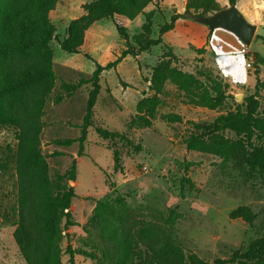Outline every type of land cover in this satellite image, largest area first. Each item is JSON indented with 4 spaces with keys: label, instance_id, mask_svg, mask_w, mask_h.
I'll return each mask as SVG.
<instances>
[{
    "label": "rangeland",
    "instance_id": "rangeland-1",
    "mask_svg": "<svg viewBox=\"0 0 264 264\" xmlns=\"http://www.w3.org/2000/svg\"><path fill=\"white\" fill-rule=\"evenodd\" d=\"M95 0H59L50 18L56 27V37L51 43L54 51L56 86L48 97L41 118L40 148L47 160L52 181L64 174L79 151V144L60 147L56 140L78 139L86 114L90 85L81 87L74 95L67 96L61 90L62 82L78 83L89 79L95 71L92 57L101 65L116 60L125 48L114 23L124 26L125 20L115 16L94 24L86 33L81 54H68L61 50L60 42L67 37L71 21L85 14L84 5ZM157 0L153 3L159 12L154 21L157 26L170 22L174 14L186 17L188 0ZM221 9L230 7L229 0H217ZM245 18L257 25L251 46L233 45V34L227 32L216 41L222 46L209 58H215V66L206 61L179 59L177 66L184 72L198 75L211 70L214 76L223 77L230 85L231 99L217 111L188 105L182 92L167 84L161 96L158 115L150 128L131 125L137 104L153 93L149 89L152 70L160 56L159 47L139 58L128 57L115 70L104 72L102 90L95 107V127L124 133L134 144L143 146L135 152L128 143L104 141L91 128L85 145V156L78 161L76 197L73 199L74 221L79 226L69 229L72 246L79 251H92L103 242L96 217L106 212V207L121 213L132 233L152 229L175 240L186 255L196 254L202 260L213 263L229 259L237 251H246L249 245L264 236V171H237L231 163L186 149V140L196 133L195 125L211 124L220 116L234 112L243 105L245 98L255 93V67H247L248 59L240 53L241 47L250 55L257 51L264 57V0H238ZM192 13V12H191ZM144 19V18H143ZM128 26L131 36L137 34L136 26ZM125 27V26H124ZM233 37V38H232ZM227 45V47L225 46ZM165 51V50H164ZM199 55V54H198ZM202 57V55H199ZM160 60V59H159ZM264 82V67L261 70ZM125 84V86L121 83ZM64 96L60 104L56 97ZM260 113L264 115V88L260 91ZM32 104V103H31ZM31 111L34 112L31 108ZM177 115L181 121L168 120ZM227 137L232 138L230 133ZM19 131L14 127L0 128V264H27L15 241L14 233L20 224L22 196L17 172ZM121 153L123 169L114 171L113 152ZM242 207L254 214L252 223L243 219H231V214ZM118 230L122 227L117 223ZM101 234V233H100ZM66 239L61 245L62 262L69 264L65 254ZM140 247L144 249L143 244ZM98 252V251H97ZM75 264H98L83 255L75 256ZM103 264V263H102ZM108 264V263H104ZM131 264H136L132 261Z\"/></svg>",
    "mask_w": 264,
    "mask_h": 264
},
{
    "label": "trees",
    "instance_id": "trees-1",
    "mask_svg": "<svg viewBox=\"0 0 264 264\" xmlns=\"http://www.w3.org/2000/svg\"><path fill=\"white\" fill-rule=\"evenodd\" d=\"M156 1L95 0L84 5L83 16L70 22L67 37L60 42L61 50L68 54H81L86 33L94 24L106 19L114 20L115 16L130 21L140 15L144 17L141 31L133 36L127 27L114 23L125 42L124 50L115 61L101 65L86 55L95 63L92 76L78 83L62 82L61 90L67 96L74 95L86 85H90L91 89L83 124L78 127L80 137L55 141L56 145L67 148L78 143L79 151L65 173L52 181L47 160L40 148V134L45 104L57 81L51 47L56 37V27L50 14L59 0H0V128L9 126L19 131L17 172L23 212L14 238L27 264H64L61 245L65 239L69 264H75L76 255H83L98 264H131L132 261H136V264H264V236L253 241L246 251H237L229 259L210 263L196 254L186 255L175 240L159 231L141 229L139 233H132L121 213L107 207L106 212L96 217L97 225H106L98 234L103 242L101 254H98L100 246L92 251H79L72 246L69 229L79 226L74 221L72 205L76 197L78 161L85 156L90 129L95 128L96 134L104 141L126 142L135 152L143 149L142 145L134 144L124 133L95 127L94 110L102 90L101 77L104 72L115 70L128 57L138 58L154 47L163 46L165 51L147 81L153 94L137 104L131 123L140 128L152 127L167 84L182 92L188 105L210 111L220 110L232 98L228 94L230 85L221 75L214 76L211 70L200 71L198 75L182 71L177 66L179 58L172 48L164 45L163 36L172 31L184 15H172L170 22L159 26L158 38H152L157 10H145ZM237 1L229 0V4L237 5ZM221 10L217 0H188L185 12L210 17ZM196 52L204 55L206 49ZM200 62L203 63L204 59H200ZM253 65L255 93L246 97L244 104L234 112L218 116L211 124L195 125L196 133L191 134L185 143L188 152L210 155L231 163L242 174L250 169L264 171V115L260 113L259 100L260 91L264 88L261 79L264 57L255 53ZM64 99L60 95L56 97V103L60 104ZM167 118L181 121L177 115ZM227 133L233 137H227ZM113 159L114 171H122L119 150H114ZM230 217L243 219L247 223L254 220V214L246 207L235 210ZM117 223L122 227L121 231Z\"/></svg>",
    "mask_w": 264,
    "mask_h": 264
},
{
    "label": "crops",
    "instance_id": "crops-1",
    "mask_svg": "<svg viewBox=\"0 0 264 264\" xmlns=\"http://www.w3.org/2000/svg\"><path fill=\"white\" fill-rule=\"evenodd\" d=\"M166 2V0L164 1ZM237 7L238 9L241 11V13L245 14L246 12H244L243 9L239 8L238 6V2H237ZM153 10H157V13L155 15L154 21L158 15L159 9L154 5L151 4L146 8V12H151ZM122 17V16H120ZM125 20L124 26L128 28V26H131L133 24H138L136 26H138L139 28H137V33H139L141 31V28L144 24V17L142 15L138 16L134 21H130L125 17H122ZM159 26H157V35L154 33V28L152 30V38H158L159 35ZM220 32H227L224 30H214L211 31L208 27H206L205 25H202L192 19H189L187 17L185 18H181L176 22V26L175 28L166 33L163 36V42L164 45L172 48L174 54L179 58V59H184V60H189V59H193L195 60L196 58H203L204 61H206L210 66L218 69L221 72V68H219L218 66L214 65V61L215 58H209V54L210 53H216V50H218L222 44H219L218 41H216V36L217 34H220L219 36L221 38H226V33H220ZM229 33V32H227ZM231 34V33H229ZM234 38L231 39V44L233 45H240L242 44V42L235 36L233 35ZM254 43V42H252ZM259 47H264V45L260 42H257ZM252 45V44H251ZM227 47V45H225ZM161 50L160 52H158L157 54L154 51V48L151 50L152 52H154V54H156V56H160L156 61V63H158L159 59H161L163 53H164V48L163 46H158ZM205 48L206 52L204 55H202V57H200L198 55V53L196 52V50L198 49H202ZM244 47H241L240 49V53L242 51ZM255 53H258L261 55V53L257 52V51H253ZM145 54V53H144ZM143 55V54H142ZM262 56V55H261ZM140 57V56H139ZM138 57V58H139ZM263 69V67H262ZM222 74V72H221Z\"/></svg>",
    "mask_w": 264,
    "mask_h": 264
},
{
    "label": "water",
    "instance_id": "water-1",
    "mask_svg": "<svg viewBox=\"0 0 264 264\" xmlns=\"http://www.w3.org/2000/svg\"><path fill=\"white\" fill-rule=\"evenodd\" d=\"M187 18L208 27L211 31L224 30L235 35L243 44L251 46L257 25L250 23L238 9L237 5H230L210 17H202L188 13Z\"/></svg>",
    "mask_w": 264,
    "mask_h": 264
},
{
    "label": "built area",
    "instance_id": "built-area-1",
    "mask_svg": "<svg viewBox=\"0 0 264 264\" xmlns=\"http://www.w3.org/2000/svg\"><path fill=\"white\" fill-rule=\"evenodd\" d=\"M242 53L248 59L247 67L251 69L253 67V63H254V55H250L249 51L245 48L242 49Z\"/></svg>",
    "mask_w": 264,
    "mask_h": 264
}]
</instances>
